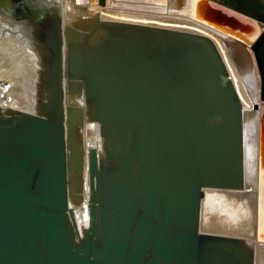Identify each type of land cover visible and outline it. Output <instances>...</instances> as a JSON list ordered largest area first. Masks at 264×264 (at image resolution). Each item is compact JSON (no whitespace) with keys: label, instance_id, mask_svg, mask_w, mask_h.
I'll list each match as a JSON object with an SVG mask.
<instances>
[{"label":"water","instance_id":"1","mask_svg":"<svg viewBox=\"0 0 264 264\" xmlns=\"http://www.w3.org/2000/svg\"><path fill=\"white\" fill-rule=\"evenodd\" d=\"M109 12L246 42L264 24V0H113ZM83 20L65 27V48L53 27L35 111H0V264H254L246 241L199 232L203 191L246 185L242 105L214 43L155 22ZM262 46L264 30L249 46L260 79L251 190L264 243ZM85 121L97 126V148L83 146ZM84 202L79 228L71 205Z\"/></svg>","mask_w":264,"mask_h":264},{"label":"bare ground","instance_id":"2","mask_svg":"<svg viewBox=\"0 0 264 264\" xmlns=\"http://www.w3.org/2000/svg\"><path fill=\"white\" fill-rule=\"evenodd\" d=\"M23 9H3L0 6V111L34 112L42 92L43 75L48 61L53 59L49 46L58 24L64 42V29L84 21L85 14H98L102 21L133 24H154L163 28L193 32L209 38L218 49L243 110L246 185L243 190L205 189L200 207L199 232L233 237L246 241L253 248L254 264H264V243L256 236V202L251 190L254 176V142L257 131L254 98L259 90V74L249 46L264 30L250 39H232L203 27L173 20H156L144 16L110 13L113 0L99 7L97 0H24ZM217 2V1H216ZM222 3V2H219ZM30 4V5H29ZM37 5L38 8L35 6ZM35 6V7H34ZM2 8V9H1ZM43 32L46 39L43 40ZM97 126L85 121L78 130L84 148L98 147ZM83 198H87V176L83 174ZM73 217L80 228L87 226V207L71 205ZM255 225V226H254Z\"/></svg>","mask_w":264,"mask_h":264},{"label":"rangeland","instance_id":"3","mask_svg":"<svg viewBox=\"0 0 264 264\" xmlns=\"http://www.w3.org/2000/svg\"><path fill=\"white\" fill-rule=\"evenodd\" d=\"M214 1H217V2H224L226 0H214ZM28 4L25 3L24 0H0V6L3 8V9H8L7 7H9L10 9H12L13 11L14 10H19V13H20V9H23L24 6H27ZM30 5V4H29ZM35 6L37 7V5L35 4ZM34 6V7H35ZM1 8V9H2ZM37 9H41V8H38ZM40 11V10H39ZM21 14V13H20ZM242 33H245V32H242Z\"/></svg>","mask_w":264,"mask_h":264},{"label":"snow or ice","instance_id":"4","mask_svg":"<svg viewBox=\"0 0 264 264\" xmlns=\"http://www.w3.org/2000/svg\"><path fill=\"white\" fill-rule=\"evenodd\" d=\"M78 2H79V0H78ZM262 47H264V46H262ZM258 59L260 60V63L262 65H264V55H261L260 57H258Z\"/></svg>","mask_w":264,"mask_h":264}]
</instances>
